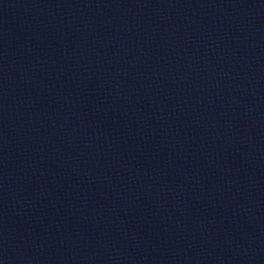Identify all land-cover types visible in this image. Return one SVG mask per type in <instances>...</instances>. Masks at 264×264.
Here are the masks:
<instances>
[{
	"label": "water",
	"instance_id": "water-1",
	"mask_svg": "<svg viewBox=\"0 0 264 264\" xmlns=\"http://www.w3.org/2000/svg\"><path fill=\"white\" fill-rule=\"evenodd\" d=\"M0 264H264V0H0Z\"/></svg>",
	"mask_w": 264,
	"mask_h": 264
}]
</instances>
